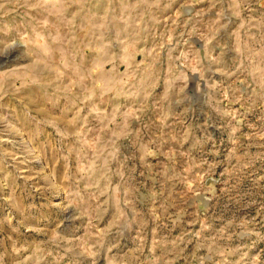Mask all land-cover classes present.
Returning <instances> with one entry per match:
<instances>
[{"label": "rangeland", "instance_id": "1", "mask_svg": "<svg viewBox=\"0 0 264 264\" xmlns=\"http://www.w3.org/2000/svg\"><path fill=\"white\" fill-rule=\"evenodd\" d=\"M0 264H264V0H0Z\"/></svg>", "mask_w": 264, "mask_h": 264}]
</instances>
